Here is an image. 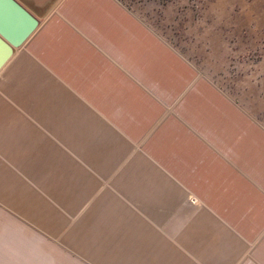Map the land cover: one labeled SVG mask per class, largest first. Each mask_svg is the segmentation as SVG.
<instances>
[{
	"label": "crops",
	"instance_id": "0c3cea01",
	"mask_svg": "<svg viewBox=\"0 0 264 264\" xmlns=\"http://www.w3.org/2000/svg\"><path fill=\"white\" fill-rule=\"evenodd\" d=\"M0 231L22 264H264V119L122 0H15Z\"/></svg>",
	"mask_w": 264,
	"mask_h": 264
},
{
	"label": "rangeland",
	"instance_id": "374dc122",
	"mask_svg": "<svg viewBox=\"0 0 264 264\" xmlns=\"http://www.w3.org/2000/svg\"><path fill=\"white\" fill-rule=\"evenodd\" d=\"M225 93L264 119V0H122ZM0 231V264L38 261Z\"/></svg>",
	"mask_w": 264,
	"mask_h": 264
},
{
	"label": "water",
	"instance_id": "95a60500",
	"mask_svg": "<svg viewBox=\"0 0 264 264\" xmlns=\"http://www.w3.org/2000/svg\"><path fill=\"white\" fill-rule=\"evenodd\" d=\"M39 21L15 0H0V72L36 30Z\"/></svg>",
	"mask_w": 264,
	"mask_h": 264
}]
</instances>
